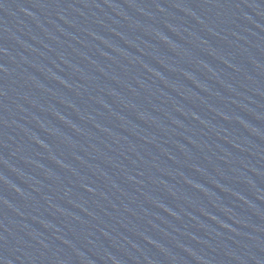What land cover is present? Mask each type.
<instances>
[{
	"label": "water",
	"instance_id": "obj_1",
	"mask_svg": "<svg viewBox=\"0 0 264 264\" xmlns=\"http://www.w3.org/2000/svg\"><path fill=\"white\" fill-rule=\"evenodd\" d=\"M0 264H264V0H0Z\"/></svg>",
	"mask_w": 264,
	"mask_h": 264
}]
</instances>
